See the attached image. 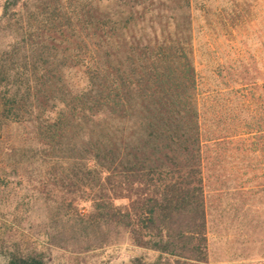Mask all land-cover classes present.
<instances>
[{
  "label": "trees",
  "instance_id": "trees-1",
  "mask_svg": "<svg viewBox=\"0 0 264 264\" xmlns=\"http://www.w3.org/2000/svg\"><path fill=\"white\" fill-rule=\"evenodd\" d=\"M214 2L5 3L0 219L12 230L1 228L0 255L8 264H46L34 240L40 227L53 246L67 230L88 246L91 232H104L101 245L124 232L159 254L155 264H210L205 170L264 154V103L252 110L239 82L245 61L228 68L236 80L200 89L195 13L204 11L208 33L246 36L243 5ZM211 73L220 80L224 71ZM20 230L36 242L31 250Z\"/></svg>",
  "mask_w": 264,
  "mask_h": 264
},
{
  "label": "rangeland",
  "instance_id": "rangeland-1",
  "mask_svg": "<svg viewBox=\"0 0 264 264\" xmlns=\"http://www.w3.org/2000/svg\"><path fill=\"white\" fill-rule=\"evenodd\" d=\"M7 1L0 0V18ZM214 1L217 9L228 6L229 0ZM238 1L243 5L241 23L245 30L244 38L236 31L231 36H221L225 33L221 27L208 33L204 11L195 13V64L200 89L207 92L217 89L221 81L227 84L230 78L236 80L228 68L235 61L244 60L246 64L239 70L242 78L239 82L248 85L245 94L252 110L257 113L259 105L264 103V0ZM221 14L226 15V12ZM241 23L238 22L239 25ZM9 43L10 36L0 35V47ZM218 66L224 71L220 80L211 73L213 67ZM229 84L234 87L233 83ZM258 137L254 134L250 137L254 140L250 142L259 147ZM243 163H236L234 169L224 168L223 172L212 171L208 167L205 170L210 264H264V154H250ZM84 208L88 209L87 206ZM41 211L33 219L44 217L45 211ZM10 226L9 222L0 219V231L3 227L10 232ZM42 229H35L40 235L34 240L40 245L38 250L46 264H134L136 260L140 262L138 264H155L159 259L158 253L134 246L124 232L111 235L103 245L104 232H91L88 246L77 242L75 232L67 230L60 235L55 234L57 247L52 245L46 229ZM26 236V230L17 233L24 247L31 250L36 242ZM0 264H8L1 255Z\"/></svg>",
  "mask_w": 264,
  "mask_h": 264
}]
</instances>
